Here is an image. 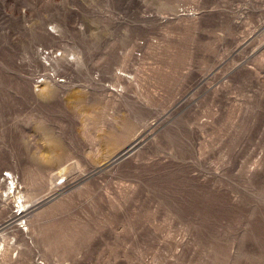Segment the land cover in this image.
Returning <instances> with one entry per match:
<instances>
[{
  "label": "rangeland",
  "instance_id": "1",
  "mask_svg": "<svg viewBox=\"0 0 264 264\" xmlns=\"http://www.w3.org/2000/svg\"><path fill=\"white\" fill-rule=\"evenodd\" d=\"M0 264H264V0H0Z\"/></svg>",
  "mask_w": 264,
  "mask_h": 264
},
{
  "label": "bare ground",
  "instance_id": "2",
  "mask_svg": "<svg viewBox=\"0 0 264 264\" xmlns=\"http://www.w3.org/2000/svg\"><path fill=\"white\" fill-rule=\"evenodd\" d=\"M19 198L22 199V198H23V195H20ZM21 207H22V208L25 207L23 203H22ZM22 213H23V211H22V212L20 211L19 214H22Z\"/></svg>",
  "mask_w": 264,
  "mask_h": 264
}]
</instances>
